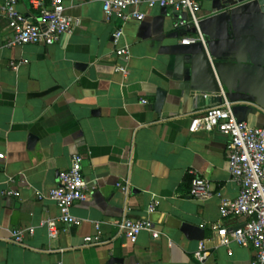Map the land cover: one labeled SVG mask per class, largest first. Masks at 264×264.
<instances>
[{
  "label": "crops",
  "instance_id": "obj_1",
  "mask_svg": "<svg viewBox=\"0 0 264 264\" xmlns=\"http://www.w3.org/2000/svg\"><path fill=\"white\" fill-rule=\"evenodd\" d=\"M63 1L79 26L49 47H8L15 33L0 16V264H201L202 244L204 264H252V247L220 246L215 230L245 224L222 219L217 197L232 201L240 191L228 167L230 138L189 129L224 97L238 122L264 128V4L197 0L206 44L185 46L181 38L194 29H174L187 19L181 10L142 8L143 22L123 24L106 21L108 0ZM17 9L32 22L39 17L32 0H18ZM117 27L131 48L127 79L115 72L123 64L115 55ZM75 155L95 188L70 210L80 226L64 224L57 204L39 199L58 186ZM191 172L209 181L214 197L190 196ZM154 198L160 205L148 214ZM125 219L150 220L160 237L126 239ZM48 221L57 224L55 239ZM96 224L102 244L85 246ZM29 229L34 235L23 245L11 241L12 231Z\"/></svg>",
  "mask_w": 264,
  "mask_h": 264
},
{
  "label": "built area",
  "instance_id": "obj_2",
  "mask_svg": "<svg viewBox=\"0 0 264 264\" xmlns=\"http://www.w3.org/2000/svg\"><path fill=\"white\" fill-rule=\"evenodd\" d=\"M32 5L39 11V17L32 22L18 9V0H0V16H5L10 28L14 31V38L7 43L8 47L25 45H45L47 47L56 44L62 35H71L79 26V21L72 22L65 15L63 0H32ZM147 10L152 9H178L186 14L187 19L178 20L174 24L175 30L188 27L194 29L191 36L182 37L180 43L185 46L196 43L206 44V39L201 31L200 4L197 0H108L103 5V13L106 21H121L126 24L130 21L143 22L146 19ZM124 31L117 27L113 33V42L117 46L115 55L123 61L122 65L115 68V72L121 74L124 79L129 77L128 63L131 59V48L122 45ZM16 69V67H14ZM209 95H203L207 99ZM144 104L147 101H143ZM190 133L214 132L230 138L227 150V160L232 180L239 186V195L235 200L220 197V214L222 219L229 217L243 218L245 224L235 228L215 227L219 237V245L229 247L236 244L240 247H252L255 258L252 264H264V128H251L245 123L238 122L233 111L232 103L225 97L222 104L208 109L204 114L192 119ZM4 155L0 154V159ZM83 157L75 155L72 159L69 171L59 175L58 186L52 189L48 195L40 194L39 199H48L57 204L63 211L61 222L67 225L80 226L81 221L70 215L71 208L80 201L86 199L94 187L86 182L83 173ZM194 176L190 196L198 201H207L214 197V191L207 179ZM8 196L19 197V193L9 192ZM160 202L154 198L148 208V214L157 211ZM47 228L50 239L58 235L55 221H48ZM98 232L94 237L84 239L85 246L101 245L99 224L95 225ZM148 232L154 239L160 237L154 224L147 219H125L120 225V235L126 239L135 241L143 233ZM33 236L34 230H14L11 233V241L17 245H23L25 237ZM202 255L198 256L201 264H204L206 256L205 246L201 245Z\"/></svg>",
  "mask_w": 264,
  "mask_h": 264
},
{
  "label": "water",
  "instance_id": "obj_3",
  "mask_svg": "<svg viewBox=\"0 0 264 264\" xmlns=\"http://www.w3.org/2000/svg\"><path fill=\"white\" fill-rule=\"evenodd\" d=\"M259 4H261V5H263L264 4V0H259ZM164 101H165V93H163V92H159L158 93V100H157V103H156V110L158 111V112H160L161 111V109H162V107H163V105H164ZM35 141H36V139L35 138H30V144H34L35 143ZM115 260L113 259L111 262H110V264H115Z\"/></svg>",
  "mask_w": 264,
  "mask_h": 264
}]
</instances>
